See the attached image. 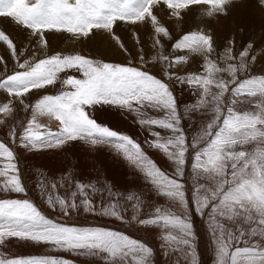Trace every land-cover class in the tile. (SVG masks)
I'll return each mask as SVG.
<instances>
[{
	"label": "snow or ice",
	"instance_id": "obj_1",
	"mask_svg": "<svg viewBox=\"0 0 264 264\" xmlns=\"http://www.w3.org/2000/svg\"><path fill=\"white\" fill-rule=\"evenodd\" d=\"M258 2L264 7V0ZM241 3L0 0V18L30 37L27 47L18 46L0 29V44L7 52V57L0 53V91L8 97L0 101V116L12 118L11 124L0 119L10 141H0V264H75L58 256H13L7 251L13 242L42 244L101 264H155L154 248L142 240L103 227L63 223L47 216L35 202L18 198L28 190L12 145L31 152L76 141L112 145L143 174L149 191L122 194L98 178L84 181L64 169L59 180L42 179L36 185L52 211L65 217L73 212L102 215L158 229L161 247L182 255L187 264H198L191 220L195 213L207 220L215 264H264V71H253L264 59V45L257 48L249 39L237 52L232 34L218 47L205 23L228 17ZM201 6L206 10L200 12V23L188 24L187 14ZM165 11L170 22L186 28L179 38H173L162 20ZM117 23L149 27L154 51L144 50L138 32V64L47 51L49 32L87 39L103 31L131 55L115 33ZM164 40L173 41L170 53L164 51ZM193 56L200 57L199 68L179 72ZM155 65L160 66L159 75L151 70ZM172 81L192 89L194 102L182 108ZM49 88L58 90L52 94ZM105 106L132 114L146 128L151 139L145 143L165 155L171 174L148 156L139 141L93 117L92 111ZM40 117L54 119L57 129L47 128ZM153 196L163 198L166 206L142 214L145 200Z\"/></svg>",
	"mask_w": 264,
	"mask_h": 264
},
{
	"label": "bare ground",
	"instance_id": "obj_2",
	"mask_svg": "<svg viewBox=\"0 0 264 264\" xmlns=\"http://www.w3.org/2000/svg\"><path fill=\"white\" fill-rule=\"evenodd\" d=\"M11 23L13 22L8 19L0 18V29H3L7 34H9L10 37L17 43L18 46L27 47L30 40V37H28V33L24 31L22 28L15 26ZM139 26L140 28L143 27L141 25H136L134 26L135 28H133V30H131L132 27L129 29L131 31L127 35H129L128 37L131 40L135 38L136 32L139 33L140 30ZM141 30L140 32H142ZM101 32L102 31H100V33ZM148 32L150 33L151 31ZM63 33L64 32H60V33L49 32V35H47V40L49 44V48L47 49V51L49 53H53L56 42L58 41L60 47L56 48L55 52H62L66 54L80 52L83 54L86 53V51L84 52L83 50V46L84 47L86 46V44L84 43L86 41V43L90 42V44L92 45L96 43L97 45L94 46L98 48L100 47V49L103 50L102 54L100 55L102 60L106 62L124 63L122 57L123 55L121 56V54H123L124 52L114 42L113 43L111 42V44L105 42L101 44V46H98V42H93L94 40L91 41L90 37L89 39H79V40L78 39L75 40L73 37L66 39L67 37L65 34L68 33L65 34ZM96 33L97 34L95 35H98L99 31ZM151 35L152 34H150V36ZM120 37L122 38V35H120ZM148 39L144 38V40H142L144 49L147 52H153L154 50L151 49L150 47L151 43L148 41ZM70 42L72 43L75 42V43L73 44V46H70ZM23 47L21 48V50H23ZM126 47L128 49L133 50L131 53L133 57L136 58V53L137 50H139V48L138 45L135 44V41L134 40L131 41V43H129V45H127ZM0 53L4 54L5 57H7V52L5 51L3 44H0ZM133 61H135V63L138 64L137 59H134ZM199 61H200V57L196 60H194L193 58L191 62L186 65V67L189 69V70L187 69V72L188 71L191 72L190 69L193 70L198 69L200 66ZM9 67H11V61H9ZM262 69L264 70V68ZM153 72L159 75V72L156 71ZM173 88L177 101L182 108L184 105H189L193 103L190 102L191 100L195 99L194 92L192 90L191 92L193 94L191 93V95L193 96L194 99L190 98L191 100L189 99L190 101L188 100L187 104H185L183 101L181 102V99H179L180 98L178 96L179 88H177L176 86H173ZM57 90L58 88H49L47 89V92L54 94ZM43 94L44 92H41V93H37L36 95H43ZM186 95L187 94L184 93V97ZM7 99H8L7 95L4 92L2 93L0 92V101H4ZM33 99H35V96H33ZM182 99H184L183 96ZM93 113L97 116L98 122L105 124L106 126L112 127L114 129H117L123 133H126L131 137H133L136 141H139L143 145L144 150L147 152L148 156L151 159H153L154 156H159L162 154V152L150 148L148 144L145 143L146 140H149L151 138L149 137L146 128L138 125V123L133 119L132 114L118 111L116 108H109L108 111L104 113V117H103L102 116L103 111L99 107L95 109ZM108 113H110L109 118H107ZM16 116H19V112L16 113ZM11 122H12V118L8 117V123L11 124ZM39 122L53 131L56 130L58 127L57 122L54 119H50L48 117H40ZM7 131H8L7 125L0 126V141L10 143L9 137L6 134ZM12 147L14 148L17 155L21 178L28 190L26 196L19 195L18 198L21 199L27 198L35 202L36 205L47 216L53 219L60 220L63 223L74 226H80V227H103L108 230L123 232L128 234L132 238L142 240L154 248L155 264H187V262L184 260L182 255L173 254L170 251L163 249L161 247V243H162L161 233L158 229L151 227L145 228L143 226L135 224L134 222L131 224L126 222L122 223L115 218H107L106 216L84 213V212H73L72 215L65 217L60 215L58 212L52 211L45 203L44 198L41 197L39 190L36 186L38 181L42 179L59 180L58 175L62 171H64L63 168H67V167L68 168L72 167V170L71 172H69V174H73L78 179H83L84 181H88V180L93 181L94 178L95 179L98 178L100 181L105 182L109 187L114 188L116 191L122 194H129L127 190L130 189L131 193H144L145 195H147L145 191H147L148 193L149 186L147 185L144 176H142V173L137 168H135L127 159H125L123 154L118 152L112 145L92 146L84 141H76L59 148L53 147L51 149H45L41 151H31V152L17 148L14 145H12ZM155 163L159 167H161V163L158 162ZM131 175L132 176L136 175L137 177L136 176H135L136 178L132 177L133 180L132 181L131 179H129ZM140 183L142 186L144 184V186L141 187ZM190 185L191 183H189V194H191ZM58 191L61 193H66V189H58ZM11 195L16 197L18 194H11ZM105 202H107V197H105ZM155 206H166V202L163 201L162 198H156L154 196L151 199H146L142 210V214L150 215ZM131 212L132 209L129 208L126 215L130 216ZM191 220L194 225V231L197 237L195 246L197 251L198 264H214V246L212 247L209 245V243L211 242L210 238H208L207 235H205L206 231H205L204 219L196 216V214L193 213L191 216ZM45 248L46 246L42 244L13 242L7 247V251L13 256H32V255L43 256L40 255V253ZM55 254L56 255L54 256L63 257L72 260L75 262V264H101V262L98 260H89L84 257H78L69 252L57 251ZM173 258H175L174 261H169V259L173 260Z\"/></svg>",
	"mask_w": 264,
	"mask_h": 264
},
{
	"label": "rangeland",
	"instance_id": "obj_3",
	"mask_svg": "<svg viewBox=\"0 0 264 264\" xmlns=\"http://www.w3.org/2000/svg\"><path fill=\"white\" fill-rule=\"evenodd\" d=\"M194 8L193 10L195 11H191V13H188L187 16H186V20L188 22V24H191L194 19H195V22L197 24L200 23V12L206 10V6H201L200 8ZM162 20L164 21L165 24L168 25V27L171 29V32H172V36L173 38H179L181 36V34L183 32L186 31V28L182 25V24H178V23H175V22H170L169 21V17H168V13L167 11H165L163 14H162ZM8 22V21H7ZM206 25H207V28L211 29L212 32H213V35L216 39V42H217V46L218 47H222L228 40V38L230 37V35L234 34L235 37H236V40H237V44H236V50L237 52L240 50V47H241V44L249 39L255 41V44L257 46V48H260L262 45H264V7H261L258 0H242V3L241 4H238L236 5L235 7L232 8L230 14L228 17H219L218 19H212V20H207L205 21ZM13 24V23H11ZM15 25V24H13ZM16 26V25H15ZM173 26V27H172ZM175 26V27H174ZM204 25H201V27L203 28ZM132 27V28H131ZM144 27V29H143ZM142 28H140L139 26V29L142 31L140 32L139 30V38H141L140 40H144V38L148 39V41L151 43L152 40V35L150 36V34H152L151 32L149 33L148 31H151V29L149 27H145L143 26ZM131 28V30H133V28H135L134 26H131L129 24H125V23H117V25L115 26V33L117 35H122V40L125 44V46L129 45V43H131V41H135V38H133L132 40L128 37L129 35H127L128 33H130L131 30H129ZM240 28H243V32H241L239 29ZM146 29V30H145ZM148 29V30H147ZM98 32V31H97ZM127 32V33H126ZM65 34V33H63ZM97 34V33H95ZM149 34V35H148ZM47 35H49V33H47ZM66 35V39H69V38H72L73 36H71L70 34H65ZM148 38H147V36ZM146 36V37H145ZM29 37V35H28ZM95 37V38H94ZM151 37V38H150ZM75 40H77L75 37H73ZM93 38V39H92ZM105 38V39H104ZM110 38V39H108ZM128 38V39H127ZM89 39V38H87ZM90 39L91 41L93 42H98V46H101V44L105 43V42H108L111 44V42L113 43H116L115 40L113 38H111L109 36V34L107 32H101L99 31V34L98 35H93V36H90ZM125 39V40H124ZM79 40V39H78ZM104 41V42H103ZM147 41V42H148ZM165 41V42H164ZM163 43H164V51L166 53H170V46L171 44L173 43V41H170V40H164ZM75 42H70V46H73ZM86 44V46L84 47L83 46V50L84 52L86 51V53H83L84 55H88V56H92V57H95V58H98V59H101V54L103 52L102 49H100V47H96L94 45H97L96 43L94 45L90 44V42H87L86 41L84 42ZM84 44V45H85ZM136 44V43H135ZM167 44V45H166ZM60 47V44L58 43V41L56 42V45L54 47V50H53V53L55 52V49L56 48H59ZM86 49V50H85ZM145 50V49H144ZM133 50L129 49V52L131 53ZM138 51V50H137ZM146 51V50H145ZM147 52V51H146ZM180 53H173V55H179ZM123 55V56H122ZM121 56L123 57V60H124V63L127 62L128 60H134L136 58L133 57L132 53L131 55H128V53H123L121 54ZM127 59H126V57ZM113 58V57H111ZM129 58V59H128ZM194 58V60L198 59L199 57L198 56H193L192 59ZM126 60V61H125ZM135 62V61H134ZM194 62V61H192ZM187 65V64H186ZM186 65L180 67L178 69L179 72H187V67ZM260 68H261V71H264L262 68H264V59H261L259 60L254 68H253V71L254 72H261L260 71ZM186 69V70H185ZM195 69V68H194ZM152 71H156V72H159L160 74V67L158 65H155L152 67L151 69ZM189 70V69H188ZM197 69L193 70V69H190L191 72L193 71H196ZM189 72V71H188ZM78 75V74H77ZM173 86H176L177 88H179V93H178V96L180 97L179 99H181V102L183 101L185 104H187L188 100L191 98V99H194L193 96L191 95V90L188 86L185 87V85H181L180 83H177L175 81L172 82ZM185 87V88H184ZM187 89V90H186ZM189 90V91H188ZM193 91V90H192ZM2 93V91H0ZM181 93V94H180ZM184 93H186L187 97L185 96L184 97ZM180 94V95H179ZM193 94V93H192ZM182 96L183 98L185 99H182ZM189 96H192V97H189ZM189 97V98H188ZM188 98V99H187ZM190 99V100H191ZM189 100V101H190ZM195 100V99H194ZM194 100H191L190 102H194ZM186 101V102H185ZM103 113H102V116L104 117V113H106L108 111V107L105 106L104 108H101ZM93 115L94 118H97V116L93 113H91ZM110 117V113H108L107 115V118ZM0 119H6L8 120V117H4V116H0ZM98 120V119H97ZM197 120H199V117H197ZM187 122V121H186ZM12 123V122H11ZM0 126H4V124H0ZM189 130H190V126H189ZM154 162H158V163H161V169H163L164 171L168 172L169 174H171L172 172V165L171 163L166 159L165 155L162 153L161 155L159 156H154L153 159H152ZM167 165V166H166ZM68 168V167H67ZM67 168H63V169H67ZM72 170V167H69L67 169V174H69V172H71ZM65 174L64 171H62L59 175H58V178L61 177V175ZM136 175H131L129 179L132 180V177L134 178ZM143 176V174H142ZM137 177V176H136ZM135 177V178H136ZM97 179L94 178L93 182H95ZM100 181V180H99ZM133 181V180H132ZM101 183H105L103 181H100ZM191 183V181L189 180L188 181V184ZM106 184V183H105ZM140 186L143 187L140 183ZM145 189V187H144ZM130 189H128V193H131V190L129 191ZM146 194H147V191H145ZM163 201H165L163 198H162ZM166 202V201H165ZM167 203V202H166ZM152 214V213H151ZM196 216L200 217V218H203L201 216H199L198 214H196ZM107 217V216H106ZM107 218H111V217H107ZM204 221H205V235H207L208 238H210V234H209V230H208V227H207V220L205 218H203ZM120 221V220H119ZM122 223H125L123 221H120ZM210 241H211V238H210ZM210 246L213 247V244L212 242L209 243ZM57 251H53L51 248H49L48 246H46L45 249H43V251L40 253V255H43V256H54L56 255ZM47 253V254H46ZM73 254V253H71ZM75 255V254H73ZM75 256H78V255H75ZM78 257H81V256H78ZM175 258H173V260H170L169 261H174ZM214 264H215V259H214Z\"/></svg>",
	"mask_w": 264,
	"mask_h": 264
}]
</instances>
